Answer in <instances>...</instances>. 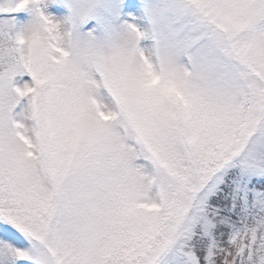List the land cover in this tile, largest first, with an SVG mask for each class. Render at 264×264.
<instances>
[{
	"label": "snow or ice",
	"instance_id": "6c2138e0",
	"mask_svg": "<svg viewBox=\"0 0 264 264\" xmlns=\"http://www.w3.org/2000/svg\"><path fill=\"white\" fill-rule=\"evenodd\" d=\"M0 264H264V0H0Z\"/></svg>",
	"mask_w": 264,
	"mask_h": 264
}]
</instances>
